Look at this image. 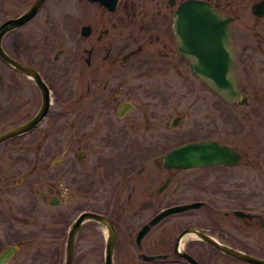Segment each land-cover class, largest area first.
Segmentation results:
<instances>
[{
    "label": "flooded vegetation",
    "instance_id": "1",
    "mask_svg": "<svg viewBox=\"0 0 264 264\" xmlns=\"http://www.w3.org/2000/svg\"><path fill=\"white\" fill-rule=\"evenodd\" d=\"M36 1L0 0V13L13 19ZM185 1L87 0L94 10L57 25L61 0H42L16 28L47 16L17 59L46 90L17 71L31 88L0 105V135L24 128L0 139V264H107L108 239L112 264H264V0H197L229 19L244 104L224 101L179 51ZM199 83L223 103L206 120ZM202 142L224 161L165 162ZM84 213L98 218L77 224Z\"/></svg>",
    "mask_w": 264,
    "mask_h": 264
},
{
    "label": "water",
    "instance_id": "2",
    "mask_svg": "<svg viewBox=\"0 0 264 264\" xmlns=\"http://www.w3.org/2000/svg\"><path fill=\"white\" fill-rule=\"evenodd\" d=\"M41 1L37 0L23 15L6 20L0 24V59L15 70L22 71L33 77L40 84V87L46 90L36 71L26 67L20 61L8 55L2 47L3 35L28 21L35 14ZM90 1L98 2L108 9H113L118 2V0ZM173 29L179 51L188 60L193 73L224 101H237L240 104L246 103V98L240 95L234 75L235 59L230 42L229 19L202 1L186 0L177 9ZM44 99H48L47 91L44 93ZM45 106H47V102ZM45 112L44 107L36 117L35 122ZM23 130L24 128H15L6 131L0 135V139L16 135ZM213 148H216V145L212 142L184 144L170 150L165 156V162L169 167L186 168L224 161L221 158V154H214L212 152ZM181 209L183 208L174 207L163 211L152 221V224L164 215ZM85 216L98 218L95 214L84 213L79 218L77 224ZM145 229H143L142 233L145 232ZM113 243L114 240L108 239L107 264H112L110 251ZM66 264H70V258Z\"/></svg>",
    "mask_w": 264,
    "mask_h": 264
},
{
    "label": "rangeland",
    "instance_id": "3",
    "mask_svg": "<svg viewBox=\"0 0 264 264\" xmlns=\"http://www.w3.org/2000/svg\"><path fill=\"white\" fill-rule=\"evenodd\" d=\"M61 4L62 7H60L59 5L56 7L57 16L54 15L57 25L61 23L60 22L61 16L62 18H64V16H66L70 12H72V14H75L76 11L79 12L86 11L89 13L92 10H94L92 6H89L87 0H61ZM46 17L45 16L35 17L28 24L29 27L21 28L20 30L16 29L4 35V37L2 38V46L4 50L14 58L20 60L22 56V44H23L22 38H27L25 45L28 48H31L30 46L33 45V36L39 35V27L40 25L42 26L44 24V20ZM6 18L7 15H5L3 12L0 13V23L4 21ZM31 27L32 28L35 27L33 33H30L32 31ZM40 46L42 45L40 44ZM54 48L55 47H52L51 50H53ZM22 81H24L25 84L23 86H20V82ZM199 84L200 85H198L197 87L200 90V95H201L199 104L202 106L200 119L206 120L209 119V115L211 112V110L208 111V106L214 104H223V103L218 99V97L214 96V94L210 92L204 84L202 83ZM19 87L31 88V84L29 83V80L23 79V77L17 72V70L6 65V63H4L0 59V105L7 104V101H5L4 98H6L5 96L7 93H9V90H16ZM250 103H254V102L249 101V104ZM185 121L187 122V119H185ZM185 126H187V124H185ZM179 131H181V129Z\"/></svg>",
    "mask_w": 264,
    "mask_h": 264
}]
</instances>
